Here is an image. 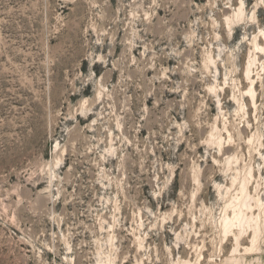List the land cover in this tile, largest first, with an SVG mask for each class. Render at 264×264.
Returning a JSON list of instances; mask_svg holds the SVG:
<instances>
[{"label": "rangeland", "instance_id": "374dc122", "mask_svg": "<svg viewBox=\"0 0 264 264\" xmlns=\"http://www.w3.org/2000/svg\"><path fill=\"white\" fill-rule=\"evenodd\" d=\"M255 38L264 0H0V264H264V211L223 231L237 172L264 208Z\"/></svg>", "mask_w": 264, "mask_h": 264}, {"label": "bare ground", "instance_id": "6f19581e", "mask_svg": "<svg viewBox=\"0 0 264 264\" xmlns=\"http://www.w3.org/2000/svg\"><path fill=\"white\" fill-rule=\"evenodd\" d=\"M244 9L243 7H239V9L235 13V17L238 20L243 18ZM227 24L231 26L232 19L230 17L227 18ZM254 53L264 52V47L261 46V43L258 42L257 38L254 39L253 42ZM255 55V54H254ZM257 56V55H256ZM260 59V58H259ZM257 57L250 56L249 61L247 62L245 73L247 75L248 81L250 82V88L245 92L246 97H248L255 107H257V96H256V79L254 76H251L253 73V66L257 63ZM260 61V60H259ZM261 62V61H260ZM258 64V63H257ZM256 64V65H257ZM237 100V99H236ZM239 102V100H238ZM243 106V105H242ZM217 132V131H216ZM219 132V131H218ZM217 134V133H216ZM229 137H232L229 133ZM222 135H213V143H216L218 146L222 145ZM254 137L249 139V143H253ZM212 141V140H211ZM248 142V141H247ZM228 150H225V155ZM254 179L253 170H245L244 174H241V171L237 172L236 175L232 178V185L236 187V193L232 195V199L227 208L232 209V215H228L223 219V231L225 235L233 234V236L238 241L237 248L235 247L232 251L233 257H235L238 253L239 246L243 245V241L239 242V236L241 233L245 231H250L253 235L252 238V246L245 248V253H253L256 252L258 248L257 238L258 234L262 230L261 227V214L264 211L263 203L261 199L258 197L255 198L250 193V182ZM259 212V214H258ZM245 234V233H244ZM250 235V234H249ZM232 237V235H230ZM242 236V235H241ZM240 236V237H241ZM234 238V239H235ZM259 239V238H258ZM235 240V241H236ZM243 240V239H242ZM259 252V251H258ZM242 253L240 252L239 255ZM254 254V253H253ZM244 255V254H243ZM256 260V259H255ZM252 263V262H251ZM184 264H190L189 262H185Z\"/></svg>", "mask_w": 264, "mask_h": 264}]
</instances>
